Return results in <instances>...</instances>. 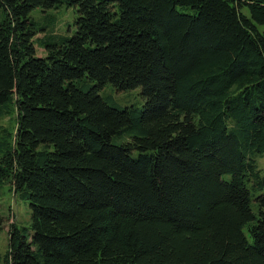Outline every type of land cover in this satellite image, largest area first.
Here are the masks:
<instances>
[{"label":"trees","instance_id":"trees-1","mask_svg":"<svg viewBox=\"0 0 264 264\" xmlns=\"http://www.w3.org/2000/svg\"><path fill=\"white\" fill-rule=\"evenodd\" d=\"M62 8L42 38L32 12ZM0 10V198L31 210L0 207V264H264V0Z\"/></svg>","mask_w":264,"mask_h":264},{"label":"rangeland","instance_id":"rangeland-1","mask_svg":"<svg viewBox=\"0 0 264 264\" xmlns=\"http://www.w3.org/2000/svg\"><path fill=\"white\" fill-rule=\"evenodd\" d=\"M0 15L4 16L0 10ZM31 18L35 21L37 28H43L44 34L42 38L47 39L51 34L52 36H62L69 33L70 25L74 22L75 15L72 10L62 8L58 10H52L49 12H43L42 10H35L31 14ZM1 24V23H0ZM108 88L112 87H107ZM136 91H127L121 95H116L114 102L119 106H128L129 102H134L138 98ZM135 93V94H133ZM127 95V96H126ZM104 97L107 96L104 94ZM109 100V99H106ZM4 128L14 131L16 129V115L13 114L10 117L4 118L0 122ZM260 166L264 168V159L260 161ZM0 198V207L3 209L5 216L9 219V224L14 223L17 225H25L30 221V207L20 201L19 197L14 192H9L8 188L2 191ZM8 225V224H7ZM0 250L4 254L8 246V228L0 235Z\"/></svg>","mask_w":264,"mask_h":264}]
</instances>
